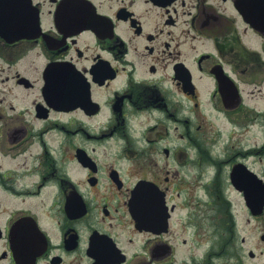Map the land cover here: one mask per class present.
<instances>
[{
  "label": "flooded vegetation",
  "instance_id": "obj_1",
  "mask_svg": "<svg viewBox=\"0 0 264 264\" xmlns=\"http://www.w3.org/2000/svg\"><path fill=\"white\" fill-rule=\"evenodd\" d=\"M0 264H264V0H0Z\"/></svg>",
  "mask_w": 264,
  "mask_h": 264
}]
</instances>
